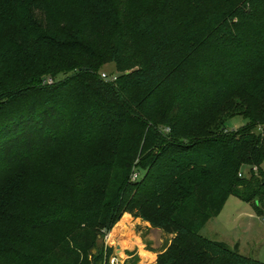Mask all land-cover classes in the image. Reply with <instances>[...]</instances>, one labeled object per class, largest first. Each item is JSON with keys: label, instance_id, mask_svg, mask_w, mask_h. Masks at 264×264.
I'll return each instance as SVG.
<instances>
[{"label": "trees", "instance_id": "16d2710c", "mask_svg": "<svg viewBox=\"0 0 264 264\" xmlns=\"http://www.w3.org/2000/svg\"><path fill=\"white\" fill-rule=\"evenodd\" d=\"M66 3L0 0V264H103L122 213L170 235L154 264H264L199 233L264 208V0Z\"/></svg>", "mask_w": 264, "mask_h": 264}, {"label": "rangeland", "instance_id": "374dc122", "mask_svg": "<svg viewBox=\"0 0 264 264\" xmlns=\"http://www.w3.org/2000/svg\"><path fill=\"white\" fill-rule=\"evenodd\" d=\"M68 0L65 5H60L56 0H48V10L59 11L61 14H70ZM155 3L154 1H150ZM145 12L143 15L145 16ZM149 13H146L148 15ZM56 16V15H55ZM16 19L13 7L6 8V15L0 20V32H6L10 24ZM99 74H120L112 62L101 64L97 69ZM71 71H59L53 75L44 74L42 82L50 83L52 79L60 80ZM246 120L240 116H233L224 123L227 131L236 130L244 125ZM62 150L54 148L43 155L42 158H56ZM41 158V159H42ZM36 164L40 158H36ZM39 163V162H38ZM264 170V160L260 164ZM246 167H241L240 172L246 175ZM199 233L206 238L222 241L229 247L237 243L238 253L264 263V208L261 214H256L249 203H245L234 196H228L220 211L208 220ZM170 235L159 229L150 227L148 223L122 213L109 231H103L99 237L98 246L101 247L103 264H154L155 255L162 251L168 244Z\"/></svg>", "mask_w": 264, "mask_h": 264}, {"label": "built area", "instance_id": "2783aa9c", "mask_svg": "<svg viewBox=\"0 0 264 264\" xmlns=\"http://www.w3.org/2000/svg\"><path fill=\"white\" fill-rule=\"evenodd\" d=\"M100 77H101V78H106L105 74H100ZM113 78H114V76H111V77H110V79H113Z\"/></svg>", "mask_w": 264, "mask_h": 264}, {"label": "crops", "instance_id": "0c3cea01", "mask_svg": "<svg viewBox=\"0 0 264 264\" xmlns=\"http://www.w3.org/2000/svg\"><path fill=\"white\" fill-rule=\"evenodd\" d=\"M210 219H211V218H210ZM210 219H209V220H210ZM236 244H237V243H236Z\"/></svg>", "mask_w": 264, "mask_h": 264}]
</instances>
